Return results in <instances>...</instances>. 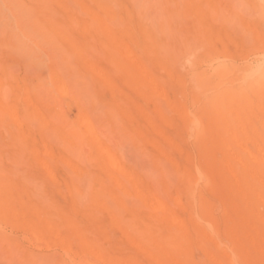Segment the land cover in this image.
<instances>
[{
  "label": "bare ground",
  "instance_id": "obj_1",
  "mask_svg": "<svg viewBox=\"0 0 264 264\" xmlns=\"http://www.w3.org/2000/svg\"><path fill=\"white\" fill-rule=\"evenodd\" d=\"M257 11L264 0H0V264H143L106 255V219L156 264H196L210 242L211 264H264V24L246 18ZM136 113L190 142L182 167L171 140L146 149L125 121ZM58 175L68 206L47 180Z\"/></svg>",
  "mask_w": 264,
  "mask_h": 264
},
{
  "label": "rangeland",
  "instance_id": "obj_2",
  "mask_svg": "<svg viewBox=\"0 0 264 264\" xmlns=\"http://www.w3.org/2000/svg\"><path fill=\"white\" fill-rule=\"evenodd\" d=\"M264 11H257L256 12H250V14L246 15V18L250 20L252 23L254 22H259L260 24H264ZM232 37L235 39L241 38V35L239 33H236L235 31L230 32ZM35 50L37 53L42 54L43 59L46 60V54L45 49L42 46H34ZM230 49L232 51H235L236 48L234 45H230ZM5 60L10 64L19 69L20 71L24 70V64H25V59L19 53L18 51L14 49H8L5 50ZM123 90L128 93L129 95H132L135 97L133 90L127 85V84H122L121 85ZM53 93H56L55 90H52ZM171 99L173 98L172 94H170ZM137 103L144 107L147 112L150 114H154V103L151 101H144L141 98L135 97ZM68 100H66V103ZM66 113L69 115L71 120H75L78 111L76 108L73 107H66L65 109ZM127 126L131 129H137L139 128L142 130L143 134L147 137H145V147L148 149L150 152H152L155 155H159V147L154 143L155 140L163 142L165 140H171L172 143H174V157L177 162L180 163L181 167L184 164V159H185V154L186 152H189L191 150V144L188 140H186L177 127L173 124H169L163 121H157V126L161 130V134H158L157 132L154 131V129L146 124L143 121L142 115L140 113H136L131 117H126L125 118ZM250 147H252V144H250ZM40 151L44 150L43 144H40L38 146ZM130 170H133V165L129 164L128 165ZM47 180L50 184V186L53 188L55 191V195L58 198V200L65 206H68L70 201H71V195L69 193L66 181L63 177L61 176H56L55 178L47 176ZM219 193L216 191L212 194V197L215 202L219 203ZM235 211L238 209L236 207H232ZM190 213V208L186 206L184 210L182 211L181 215L185 218L186 224L189 227H194V222L190 220L189 217ZM245 221L247 222L248 225H252L254 223V219L250 217H245ZM103 225L105 226L106 229V240H104V246L107 249L106 255L111 258H127V257H136L138 258L143 264H156L150 256L142 252L139 247H138V241H135L131 243L127 236L124 234L123 230L117 226V225H112L110 222L106 219L103 222ZM11 233V232H10ZM236 233L240 235L241 237H245L246 235V230L244 228H237ZM15 236L20 237V233H12ZM46 239H49V236L47 235ZM79 243V239L76 241ZM73 245V249L77 250L78 249V244ZM23 247H27L30 252H33L35 254H42V255H49V256H59L61 258H65L63 252L59 248L55 249H40V248H35L30 246L27 242H22ZM210 247L211 249L207 252L204 251L203 249L197 248L194 251V257H195V262L196 264H211L212 256L217 253V245L215 242H210ZM251 253L253 254L254 257H259L261 259V256L256 248L251 250Z\"/></svg>",
  "mask_w": 264,
  "mask_h": 264
}]
</instances>
